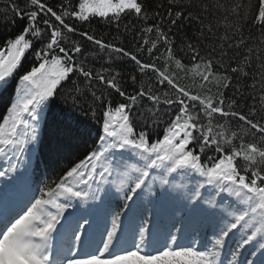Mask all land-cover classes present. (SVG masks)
<instances>
[{"label":"snow or ice","instance_id":"snow-or-ice-1","mask_svg":"<svg viewBox=\"0 0 264 264\" xmlns=\"http://www.w3.org/2000/svg\"><path fill=\"white\" fill-rule=\"evenodd\" d=\"M0 21V264H264V0H9ZM46 138L82 158L13 199Z\"/></svg>","mask_w":264,"mask_h":264},{"label":"trees","instance_id":"trees-1","mask_svg":"<svg viewBox=\"0 0 264 264\" xmlns=\"http://www.w3.org/2000/svg\"><path fill=\"white\" fill-rule=\"evenodd\" d=\"M52 3H56V0H51ZM75 2V0H74ZM9 3V0H0V14L5 12V7ZM22 24L23 22H18ZM0 24H2V21H0ZM83 31H95L97 35H104L106 39L110 38V36L116 34V29L114 27L108 26L104 24L100 18H95L93 23L86 24L82 26ZM122 30V29H121ZM192 30H187V35H191ZM18 34L13 28L11 27H4L0 26V46H2L5 42V38H13L14 35ZM184 33H180L178 36V39L182 37ZM25 67L28 65H34L38 66V62L34 61L33 57L30 53H26L25 60L22 62ZM126 68H130V64L125 62L124 65ZM184 83L185 81H181ZM18 87V77L14 75L13 78L10 79L7 86L0 88V122H2L3 117L7 115V108L10 107L11 103L15 100V94H16V88ZM95 138V132L92 133V137L89 138V142L86 147L90 148L92 147L91 140ZM85 151V146L81 143L80 145H74L72 149H70L67 153H65V157L60 160V162L57 164L53 161L51 151H50V145L46 138L45 143L40 147L39 149V167H37V162L35 160V157H33V164L32 169L30 172L33 173L32 180L29 182L28 185L19 184L17 186L22 187L23 192L22 195H25L30 188H35L37 186V179L40 181L39 187H43V182H47L50 180H55L59 177L61 174L60 170L61 168L67 166L70 163L75 162L79 158H82V155ZM204 158L202 157V160ZM6 162L3 159H0V167H5ZM175 178L176 183L184 182L187 183L189 186L194 185L200 178L199 177H192L191 179L185 178V177H179L176 176V174H172V176L169 177V179ZM2 183H0V187H2ZM15 189V188H14ZM155 190H160L159 182L157 181L155 185ZM209 192L205 191V195H208ZM150 198H146L144 201L145 207H151V204L149 202ZM167 205H164L161 210L159 217L154 216L153 220L157 223L158 227L160 229H166L170 227V219L167 213ZM125 226H128V221L125 220ZM211 233L208 231H201L199 233L198 238L201 239L204 243L208 242V239L210 238ZM239 236L233 238V240L229 241V247L228 250L230 251L233 247V241L238 240ZM255 245L247 246V251L244 252V256H248L250 253L254 251ZM256 255H259V252L256 253Z\"/></svg>","mask_w":264,"mask_h":264}]
</instances>
